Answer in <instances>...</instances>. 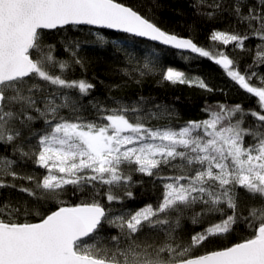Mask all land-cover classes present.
Masks as SVG:
<instances>
[{
  "label": "snow or ice",
  "instance_id": "1",
  "mask_svg": "<svg viewBox=\"0 0 264 264\" xmlns=\"http://www.w3.org/2000/svg\"><path fill=\"white\" fill-rule=\"evenodd\" d=\"M193 7L208 20L227 14L231 30L213 29L206 48L121 0H0V196L9 190L0 200V264H264V75L255 70L264 66V0ZM84 25L207 58L256 107L206 105L205 119L175 126L174 109L150 98L92 97L94 83L69 78L87 70L81 42L62 39L60 58L44 41L46 32ZM250 39L258 43L247 46ZM227 46L252 55L244 72ZM162 80L212 91L172 67ZM161 119L168 123H152ZM137 174L160 194L132 209ZM69 190L78 203L63 199ZM185 222L200 231L187 233ZM241 226L246 235L236 242L194 254Z\"/></svg>",
  "mask_w": 264,
  "mask_h": 264
},
{
  "label": "trees",
  "instance_id": "2",
  "mask_svg": "<svg viewBox=\"0 0 264 264\" xmlns=\"http://www.w3.org/2000/svg\"><path fill=\"white\" fill-rule=\"evenodd\" d=\"M121 2L132 6L141 14L152 19L162 29L192 38L198 45L206 48L211 45L209 35L213 29L231 30L229 25L234 23V20L227 14L223 18L214 20H208L198 15L193 7L195 0H121ZM222 2L228 4L231 0H222ZM201 10L206 11L207 9L202 7ZM97 33L103 37L102 40L97 38ZM62 39L81 42L79 55L84 60L87 70L82 72L79 67H76L69 78L83 77L94 83L96 88L92 92V97L97 99L106 100L108 97H117L132 102L141 96L150 98L155 104L174 109L176 115L172 123L175 126H180L188 120L205 119L206 114L202 109L206 105L215 106L217 103H223L242 104L245 109L256 107L255 98L250 97L231 81L219 65L207 58H200L196 54H191L190 58L185 59L179 50L131 34L84 25L79 28L45 33L44 41L57 45L55 54L60 58H67L60 43ZM256 43H258L257 40L250 39L246 45L253 46ZM223 50L238 62L241 72H244L247 65L252 63L251 54L243 53L240 50L233 51L231 46H227ZM184 55L187 56L189 53L185 52ZM146 62L151 63L153 72L141 77L134 70L142 67ZM168 67L183 71L188 77L202 78L212 91L208 92L194 86L163 81L162 73ZM125 70L133 75H125ZM255 70L260 75H264V66ZM252 82L257 83L255 78ZM111 85H119V87L109 90ZM108 103L111 105L110 100ZM249 121H251L250 117ZM152 123L165 124L168 121L161 119L154 120ZM39 126L38 124L37 127ZM26 171L42 172L43 170L34 169L29 165ZM134 179L143 180V184H137L132 189L136 198L127 201V206L136 209L147 203H155L160 194L159 185L154 187L150 179L139 174L134 176ZM17 183L22 182L18 181ZM8 191L2 190L3 196H0V200L7 196ZM19 195L12 191L13 198ZM241 196L244 197V194L241 193ZM63 199L72 203L79 202L77 197L71 195V190ZM185 229L190 234L193 231H200V226H193L185 222ZM243 235L246 233L241 226L227 237L208 241L203 247L195 250L194 254L227 246L241 239Z\"/></svg>",
  "mask_w": 264,
  "mask_h": 264
},
{
  "label": "water",
  "instance_id": "3",
  "mask_svg": "<svg viewBox=\"0 0 264 264\" xmlns=\"http://www.w3.org/2000/svg\"><path fill=\"white\" fill-rule=\"evenodd\" d=\"M86 26H87V25H86ZM91 27L97 28V27H95V26H91ZM107 30H110V29H107ZM110 31L118 32V31H116V30H110ZM136 37H137V36H136ZM182 37H185V36H182ZM139 38H142V39H145V40L151 41V40H149V39L146 38V37H139ZM151 42H154V43H156V44H160L158 41H151ZM160 45H162V44H160ZM163 46H166V45H163ZM167 47H170V46H167ZM170 48H171V47H170Z\"/></svg>",
  "mask_w": 264,
  "mask_h": 264
}]
</instances>
